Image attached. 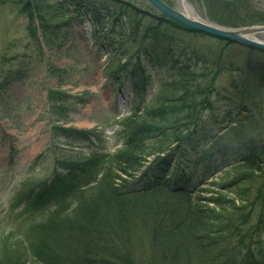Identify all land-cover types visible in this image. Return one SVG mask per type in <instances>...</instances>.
<instances>
[{
    "label": "rangeland",
    "instance_id": "rangeland-1",
    "mask_svg": "<svg viewBox=\"0 0 264 264\" xmlns=\"http://www.w3.org/2000/svg\"><path fill=\"white\" fill-rule=\"evenodd\" d=\"M163 1L186 13L183 0ZM189 1L194 15L211 24L228 29L264 25V0ZM30 5H35L33 0H0V250L5 243L19 240L36 222V216L24 219L16 213L13 200L27 191L26 185L53 186L58 175L67 174L60 159L63 155L125 151L127 137L120 122L138 108L153 109L159 95L166 100L178 94L164 88L179 77L180 70L166 52L184 64L191 60L196 74H205L201 86L208 84L212 90L210 107L200 113L196 132L186 144L191 153L183 161L190 162L193 148L208 146L231 119L247 115L264 121V52L232 43L223 46L217 39L190 32L145 0H43L47 11L56 13L47 22L46 35L38 19L30 21L24 11ZM98 12L100 19L95 21ZM255 37L264 42V34ZM218 51H222L221 60ZM200 58L221 62L220 71L202 66ZM120 66L122 72H118ZM134 83L141 91H134ZM69 97L73 99L66 103L69 108L58 106L60 113L54 115L58 108L53 103L62 104ZM145 145L149 148L142 163V170H149L142 177L146 183L160 174L159 162H178L171 153L168 158L151 155L158 146L152 135L145 136ZM250 148L240 147L228 156V163L217 156L199 165L188 175L196 187L194 196L209 198L211 194H200L201 190L226 186L229 180L223 175L228 168L221 166L239 160ZM143 174L122 176L117 185L138 186ZM223 192L246 203L236 191ZM138 233L140 240L129 246L141 258L138 264H146L159 242H150L146 230ZM260 240L264 247V228Z\"/></svg>",
    "mask_w": 264,
    "mask_h": 264
},
{
    "label": "trees",
    "instance_id": "trees-1",
    "mask_svg": "<svg viewBox=\"0 0 264 264\" xmlns=\"http://www.w3.org/2000/svg\"><path fill=\"white\" fill-rule=\"evenodd\" d=\"M33 2L35 5L24 11L30 21L38 19L46 35L47 22L56 13L47 11L43 0ZM95 16L96 21L99 12ZM213 39L223 46L231 43ZM221 52L216 54L218 60ZM166 55L180 70L179 77L164 88L178 94L166 100L159 95L153 109L138 108L120 122L127 137L125 151L113 155L91 152L87 157L63 155L60 159L67 174L62 178L58 175L53 186L26 185V192L16 194L15 207L23 205L16 210L17 216H36V222L19 240L2 245L0 264H138L141 258L129 246L140 240L138 230H146L144 235L150 242H159L146 264H264L260 240L264 228V141L260 140L264 121L247 115L231 119L211 137L208 146L193 148L190 162L183 161L182 157L191 153L186 144L196 132L199 115L210 107L212 90L208 84L201 86L205 74H196L191 60L184 64L173 54ZM199 63L218 72L221 69V62L212 64L200 58ZM122 70L123 66L118 67V72ZM134 89L141 91L135 83ZM69 98L53 106L68 109L66 103L73 100ZM59 111L54 108V115ZM151 135L158 141L151 155L168 158L171 153L178 163L159 162L156 168L160 174L145 183L142 177L149 172L142 170L149 149L145 136ZM242 146H251L248 154L227 164L228 156ZM217 156L227 162L222 167L228 168L223 175L229 180L227 185L219 189L211 183L209 186L216 185L218 190L200 192H208L209 198L194 196L196 187L188 175ZM141 172L144 174L138 186L117 185L122 176L134 178ZM223 191H236L246 203ZM156 197L163 200L156 202Z\"/></svg>",
    "mask_w": 264,
    "mask_h": 264
},
{
    "label": "water",
    "instance_id": "water-1",
    "mask_svg": "<svg viewBox=\"0 0 264 264\" xmlns=\"http://www.w3.org/2000/svg\"><path fill=\"white\" fill-rule=\"evenodd\" d=\"M145 1L159 13L188 30L264 52V42L255 37L264 34V25L228 29L199 19L194 15L189 0H183L184 7L187 8L186 13L175 10L163 0Z\"/></svg>",
    "mask_w": 264,
    "mask_h": 264
},
{
    "label": "bare ground",
    "instance_id": "bare-ground-1",
    "mask_svg": "<svg viewBox=\"0 0 264 264\" xmlns=\"http://www.w3.org/2000/svg\"><path fill=\"white\" fill-rule=\"evenodd\" d=\"M187 9V8H186ZM189 16H191L192 17V15H189Z\"/></svg>",
    "mask_w": 264,
    "mask_h": 264
}]
</instances>
